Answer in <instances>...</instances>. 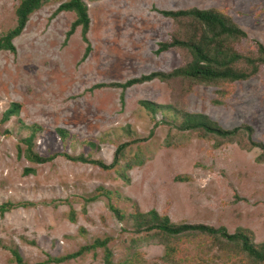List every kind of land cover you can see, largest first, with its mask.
I'll return each instance as SVG.
<instances>
[{
  "label": "rangeland",
  "instance_id": "rangeland-1",
  "mask_svg": "<svg viewBox=\"0 0 264 264\" xmlns=\"http://www.w3.org/2000/svg\"><path fill=\"white\" fill-rule=\"evenodd\" d=\"M63 1L47 0L30 12L11 40L14 51L0 50V117L18 105L16 115L0 121V204L12 205L0 213V264H17L11 251L22 264H103L101 247L50 261L96 238H107L112 264H166L159 237L134 232L133 207L176 224L244 229L252 243L264 242V154L247 142L264 145V65L242 81L194 84L170 77L113 86L189 62L182 48L156 52L159 42L191 30L188 21L159 10H220L245 33L233 47L246 53L253 40L264 47V0H82L86 42L78 27L64 37L73 14L52 13ZM17 4L0 0V36L14 26ZM140 101L161 108L149 111ZM180 110L249 132L227 141L181 131ZM30 132V151L53 155L50 160L24 157L21 140ZM121 143L126 146L112 169L66 159L108 164ZM178 248L201 259L191 264H264L205 236L183 239Z\"/></svg>",
  "mask_w": 264,
  "mask_h": 264
},
{
  "label": "trees",
  "instance_id": "trees-1",
  "mask_svg": "<svg viewBox=\"0 0 264 264\" xmlns=\"http://www.w3.org/2000/svg\"><path fill=\"white\" fill-rule=\"evenodd\" d=\"M47 0H18V4L13 9L14 26L8 29L0 36V50H7L13 52L11 40L19 36L23 30V24L26 16L38 9ZM59 11H70L73 14V20L68 24V29L65 31V38L73 33V30L78 27L81 40L86 42L85 33L87 31V17L85 14L86 5L82 0H66L57 5L52 13ZM159 14L170 19L183 18L188 21V26L191 28L190 33L184 38H171L167 42H159L156 52L164 51L170 47L182 48L189 56V62L184 66L175 68L167 73L150 72L145 75H140L136 79H129L121 83H115L121 89L129 88L134 84L142 81H147L152 78L166 79V78H182L192 83L209 84L217 81H235L245 80L256 73L260 65H264V47L256 40L252 41L251 49L246 53H240L233 47V43L242 41L246 38L245 33L241 28L237 27L225 13L220 10L208 9H179V10H159ZM89 45L86 44L83 50L82 58H84L88 51ZM99 86V85H97ZM140 104L149 111H155L161 106L152 104L147 101H140ZM18 105L12 103L3 112L0 121H5L8 117L17 114ZM180 112V121L178 128L181 131L196 132L198 136H210L219 140H232L237 136L248 133V127H233L224 129L215 121L202 113L190 114ZM33 128V126L31 127ZM61 138L60 129L55 130ZM30 135L31 132L21 140L25 143L24 157L31 162L42 163L50 160L53 155L48 157H40L30 151ZM249 148L252 146L258 147L264 154V145L258 142L249 141ZM240 144V143H239ZM217 145V143L215 144ZM126 144L121 143L115 146L111 161L104 164L100 160H94L83 156L66 157L68 161L77 163H89L95 165L103 170L112 169L118 159L121 157V150ZM242 147V145L240 144ZM243 148V147H242ZM245 148V147H244ZM64 155V154H62ZM25 171H32V169H25ZM89 201L94 200V196L86 198ZM12 205L3 203L0 204V213L8 211ZM109 210L114 214L117 220L122 219L120 211L108 204ZM135 224V233L143 231L150 233L146 237L157 236L159 240L156 243L162 246L161 259L166 264H191L190 260L195 259L199 262L201 259L192 255L188 257L185 255L184 249H179L178 244L183 239L189 237L205 236L216 245L228 243L231 248L235 247L236 251L242 253L251 261L257 263H264V242L252 243L251 232L244 229H236L232 233L226 231L223 226L212 227L207 224H176L171 223L166 215L159 216L154 210H148L143 213H138L137 209L133 207V213L130 215ZM73 223V219H68ZM140 239V238H139ZM139 239H136L139 241ZM107 238L93 239L88 245L81 246L77 251L66 255L65 257L51 258L52 262H61L68 258L77 257L82 251L93 249L94 247H101L103 255V264H112L109 250L104 246ZM200 243H198L199 245ZM17 264L20 262L19 256L13 251L10 252ZM228 256V255H227ZM115 264H130V259L117 262Z\"/></svg>",
  "mask_w": 264,
  "mask_h": 264
}]
</instances>
